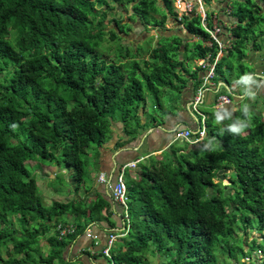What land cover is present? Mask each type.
I'll return each mask as SVG.
<instances>
[{"label": "trees", "instance_id": "obj_1", "mask_svg": "<svg viewBox=\"0 0 264 264\" xmlns=\"http://www.w3.org/2000/svg\"><path fill=\"white\" fill-rule=\"evenodd\" d=\"M157 1L0 0V264H59L55 259L62 258L67 236H49L53 248L44 253L41 241L49 228H56L69 214L79 220L76 228L81 231L101 218L104 209L111 213L110 201L102 197L46 204L28 160L64 164L78 189L86 180L89 148L110 138L112 119L122 118L128 132L132 128L136 134L143 126L139 110L147 104L146 92L155 106L162 107L164 88L180 90L185 85L182 71L190 72L187 60L209 53L214 60L218 46L213 39L211 46L204 45L211 37L199 13L185 15L181 22L201 39L193 48L174 34L145 49L147 58L140 45L119 44L113 56L99 49L106 39L122 40L121 34L130 30V22L117 18L116 26L106 29L114 3L133 4V17L146 25L163 27L168 14L177 18L174 0H162L163 6ZM212 1L204 0L206 5ZM260 2L264 0H234L235 8L230 6L237 23L228 29L230 43L213 77L228 86L233 80L246 82L256 71L247 49L263 47ZM212 13L207 12L209 25ZM262 110H239L241 118L236 112L233 122L223 120L222 126L209 122L203 139L209 146L178 141L170 157L152 162L139 179L128 178L130 227L111 249L115 264H150L151 249L169 252L171 264H218V244L238 264L236 255L244 256L247 246L251 252L263 249L256 238L245 247L234 242L240 238L236 232L240 216L244 228L255 217L264 231ZM21 133L25 139L12 143ZM198 136L192 133L191 138ZM229 170L236 190L224 195L223 184L215 180ZM241 242L245 244L243 237ZM251 252L245 257H253Z\"/></svg>", "mask_w": 264, "mask_h": 264}, {"label": "crops", "instance_id": "obj_2", "mask_svg": "<svg viewBox=\"0 0 264 264\" xmlns=\"http://www.w3.org/2000/svg\"><path fill=\"white\" fill-rule=\"evenodd\" d=\"M213 1L211 3V11L213 12L211 14V21L213 22L218 18L220 23H223L224 26V39H230L231 36L228 29L237 23V21H235L237 18L232 14V9H228L231 6L230 4L234 3V0ZM260 39H263V47L260 50V55L264 58V36ZM204 45H206V41H204ZM182 51H184V47ZM250 51L251 56H255V58H252L248 55L250 64L257 67V72H261L259 69H261V66L264 67V64L256 60L259 59V56L255 54L257 51L259 52V50L250 49ZM223 53L220 55L221 57ZM206 57L209 58L210 62L212 61L210 53L207 54ZM200 59L201 58L193 59L192 65L189 64L190 60H187L186 65L190 72L185 70L182 71L186 81L185 85L180 90H175L177 95L171 94V98L167 101L162 99V107L154 105V109L159 111L158 113L151 111L147 106H142L140 108L139 116L143 126L137 129L136 134L131 132L132 128H130L128 132L124 120H120V118L112 119L110 138L101 145H98L97 154L95 152L96 155H92L89 150V155L87 156L88 179L82 182L78 189L76 188V183L72 182L70 179V170L68 168H63L62 174H57L54 171L55 167L35 161L38 164L35 173L38 186L41 189L43 183L47 184L44 194L48 195V193L50 194L49 190H54L57 192L58 201L62 202H69L74 199H86L88 202H91L94 199L102 197L111 203L110 214L104 209L101 218L90 221L81 231H78L76 228L78 232L76 231L77 233H74V236L65 237L67 243L63 247L62 258L57 257L55 263L115 264L111 257L103 253V249L111 232L114 231L119 234L125 233L126 235L130 227V206L128 205L127 217L123 207L114 200L112 192L108 187V182L99 180L101 173L105 175L107 181L114 182L123 165L131 161H137L136 166L127 167L125 173L129 174L127 175L130 179H139L146 167L150 166L152 162L154 163L155 160L167 159L172 154V148L178 149V141L182 142L184 138H178L176 136L177 131L192 129V131H194L193 134H196L195 131L198 132L199 126L204 124L207 128L204 137L206 138L208 136L209 122L212 123V115L216 116L217 122L219 120L222 122L223 119L227 118V114L235 116L242 105L244 106L242 107L243 111L248 109L251 105L253 108L256 107L261 109L262 106H260V103L263 104L264 102L262 100L258 101L259 99L257 98V96L261 94L258 91L261 83L257 82V78L251 79L252 82H249L247 79L246 82L240 84L237 83L236 80H233L230 86L220 78H218V80L214 78L206 79L207 70L199 65ZM196 69H198L199 72L198 75L194 77L191 74ZM200 81H202V84L197 86ZM201 87L204 90L203 102L196 110L192 102L194 96ZM260 87L264 89V84L262 83ZM229 91L232 92L233 95L230 94ZM250 92L253 94L251 95L253 96L251 101L249 97ZM221 95H226L231 98V103L225 105L222 109L216 106L218 98ZM257 102L259 104H257ZM224 110H228V112ZM152 115L157 119H153L151 117ZM199 142L204 143L206 146L210 145L209 142H204V140ZM183 151L184 150H178V153ZM53 181H55V183ZM126 183L128 185L127 179ZM78 222L79 220L74 215L68 214L61 218V222H59L58 225L72 223L77 227ZM126 226L128 229H126ZM57 227L49 228L46 234L43 235L41 249L44 253L52 250L53 247L47 242V238L53 234L57 235ZM50 229H53V233L50 232ZM125 235L120 236L116 240L115 246L121 242V238ZM158 257H160V255ZM167 262L168 263H162L161 260L159 261L160 264H171V256Z\"/></svg>", "mask_w": 264, "mask_h": 264}, {"label": "rangeland", "instance_id": "obj_3", "mask_svg": "<svg viewBox=\"0 0 264 264\" xmlns=\"http://www.w3.org/2000/svg\"><path fill=\"white\" fill-rule=\"evenodd\" d=\"M177 2H178V0H174L173 1L174 11L177 12V18H176V16H174L172 14H168L167 21L165 23V26H163V27L154 26L152 24H147L146 25V24L142 23L140 18L133 17V14H134V11H133V8H132L133 4H130V5H127V6H122L119 3H117V4L114 3L113 6L116 7V10L115 11H109V16L108 17L112 20V22L107 23V28L106 29L108 30V29L112 28L113 26H116L115 22L113 21V18H117V19H122V23L130 22V25H131L129 27L130 30L127 33H122L121 34V36L123 37L122 40L110 41L109 39H106L102 43V45L100 46L99 49L102 52L110 53L113 56V51H114V49L117 46H119V44H127L128 46L133 47V48H136L137 46L140 45L142 47V52H141L142 56H144V58H147L148 57V53L146 52L145 49H147L149 46H153L154 47L155 45H157L159 39L162 36H165V35L166 36H171V35H174V34H178V35L182 36L184 39H186L187 41L191 42L190 43L191 44L190 48H193V44L197 43V42H200L201 39H199L198 37H194L191 34H189L187 29H186V27H185V25L183 23H181L182 20L180 19V17L182 18L183 16H182L181 8L178 7ZM157 4L159 6H163L162 0H158ZM232 4L233 3H231L230 5L232 7H234L235 5L234 4L232 5ZM260 5L262 7V11L261 12L263 13L264 12V2H260ZM206 6H207L206 8H207L208 12L211 13V5H206ZM232 7H229L228 9L231 10ZM159 13H160L159 15H161V14H163V11L160 10ZM131 17H133L134 19L131 20ZM223 37H224V33H223ZM182 48H183V46H182ZM182 48H181V51H182ZM250 49L253 50V48H250ZM250 49L249 48L247 49L248 50V55H250V57H252V58H255V56H251ZM191 54H192V49L188 51V55H191ZM255 54H257V56H259V59H256V60L259 63L263 64V60L262 59H264V58H262V56L260 55V50H259V52L257 51V53H255ZM220 57L218 58V61H219ZM110 58H112V57H110ZM214 60H215V58H214ZM218 61H217V63H218ZM192 63H193V59H191L189 61L190 65H192ZM217 63H216V65H217ZM246 63H247V61H246ZM260 68L261 69H259V71L261 70V72L255 71L254 73H252L250 75V77L248 78L249 82H252L251 79L257 78V82H259L261 84L262 83L264 84V69H263L264 67L261 66ZM227 73H228V69H226V74ZM261 84L259 85L258 91H259V93L264 94V89L262 87H260ZM229 93L233 95L232 92L229 91ZM171 94L177 95V93H175V90L170 89V88H164L163 89L162 99L164 101H167L169 98H171ZM249 95H250L249 97H250V101H251V98L253 97L251 95H253V94H251V92H250ZM146 96H147V104H146V106L151 111H153V112L155 111V113L156 112L158 113L159 111L154 109V105H155L154 98L148 92H146ZM254 97H255V95H254ZM257 98L259 99L258 101L262 100L264 102V97L263 96L259 95V96H257ZM257 104H259V103L257 102ZM226 105H228V104H226ZM260 106H262L261 108H263L262 111H263V117H264V103L263 104L260 103ZM242 107H244V106L242 105L241 109H238V110H240V112H243ZM249 108L253 109L252 105ZM220 109H222V108H220ZM228 110H224V111L228 112ZM240 112H237V115L241 118ZM226 117L227 118L223 119V120H226V123L229 124V123L233 122V115L227 114ZM120 120H122V118H120ZM223 120H222V122H223ZM218 122L221 124V126L223 125V123L220 120ZM218 122H217L216 116L212 115V123L213 124L214 123L217 124ZM24 139H25V137L21 133L18 138L16 137V138L12 139V143L20 142V141H23ZM97 149H98V145L97 144H94V145H92L89 148V150L91 151L92 155L95 154V152L97 154ZM26 165H27V167L29 168V170L33 174L36 173V169H37L36 167H38V164L35 162V160H28L26 162ZM60 165L61 166L57 165L56 163H53L51 165V166L55 167L54 171L57 174L58 173L62 174L61 173L62 169L65 168L64 164H60ZM87 173H88V171H87ZM230 173H231V170L227 171V175L225 177V176H223L224 175L223 172H221L220 176L217 177V179L215 180L216 182L219 181L218 183H222L223 184V185H221V190H222V193L224 195H226L227 193L235 192V190H236L235 186L232 184V181L230 179ZM127 174L128 173H125V176H126V179L128 180V175L129 174L128 175ZM85 179L86 180L88 179V175L87 174H86ZM53 182L55 183V181H53ZM46 186H47V184L43 183L42 186H41V191H42V193L44 195L43 196L44 202L49 205L54 200H58L57 199L58 195H57V192L54 191V190H49L50 194L48 193V195L44 194V191L46 190ZM225 186H228V188H225ZM244 221L245 220L242 219V216H240V218L238 220V224L236 225V232H238V235H239L240 238L236 239L235 241L233 239H231L230 242L233 243L232 241H234L236 243V245H240L241 244L243 247H245V245H251L252 239L256 238V239H258L257 243L261 244L263 246V249L261 247H257L254 252L253 251L251 252L250 248L247 246L245 248V250H244L246 252L245 255H247V253L249 254V252H251L253 257L248 258V257H245V255L243 256V253H237L236 260L238 261V264H258V262L263 260V264H264V231H261L258 228V226H259L258 218L252 217V224H250L249 227H247V228H244V223H245ZM52 231H53V229H50L51 233H53ZM242 237L244 238L245 244L241 242ZM218 245H217V249L215 250L216 254L218 255V260H219L218 264H234L233 261H232L233 259L229 257V254H227V252H223L224 246H222V244L219 245V246ZM226 246L228 247V245H225V247ZM226 249H228V248H226ZM159 255H160V257H158ZM148 258H149L150 264H160L159 263L160 260L162 261V263H168L167 260H169V258H170V253L169 252L165 253L164 251H162V252H156L155 251L154 252L153 249H151L148 252ZM255 260L257 261L256 263L254 262Z\"/></svg>", "mask_w": 264, "mask_h": 264}, {"label": "built area", "instance_id": "obj_4", "mask_svg": "<svg viewBox=\"0 0 264 264\" xmlns=\"http://www.w3.org/2000/svg\"><path fill=\"white\" fill-rule=\"evenodd\" d=\"M178 7L181 8L182 16L185 15H192L195 13H199L201 15V21L202 25L205 28V30L209 33L211 40L206 41V45L211 46L212 45V39L217 43L218 46V52L215 57V60L212 62L209 61L208 57H202L199 60V65L202 66L203 69L207 70V76L206 79H211L215 75V68L216 63L218 61V58L220 55L225 51L227 46L230 43V39H224L223 33H224V26L222 23H220V20L217 18L215 21L212 22L211 25H209L207 20V6L204 0H178L177 2ZM183 17L180 19L182 20ZM203 88L201 87L197 94L193 98V107L197 110L199 105L203 102ZM231 103V98L226 95H221L218 98L217 107L222 108L224 105ZM206 125L200 126V129L198 130L199 136L192 140L191 135L194 133L192 129H185L177 131V137L178 138H184L187 141L190 142H199L201 141L205 135H206ZM137 161H131L127 164L123 165L117 175V178L114 182L107 181L106 177L103 173L100 174L99 180L108 182V187L110 188L112 192V196L114 200L120 204V206L123 207V210L126 213V216L128 217V205H129V194H128V185L126 183V177H125V170L127 167H135ZM129 227V223H128ZM126 226V229H128ZM58 230V237L62 238L65 236H68L70 234H74L76 232V226L72 223L69 224H60L57 227ZM90 231V230H89ZM125 235V233H117V232H111L108 236L106 245L103 249V253L106 256L111 257V249L115 245L116 240L120 237ZM261 257V256H260Z\"/></svg>", "mask_w": 264, "mask_h": 264}, {"label": "water", "instance_id": "obj_5", "mask_svg": "<svg viewBox=\"0 0 264 264\" xmlns=\"http://www.w3.org/2000/svg\"><path fill=\"white\" fill-rule=\"evenodd\" d=\"M227 4V3H226ZM235 21H237L236 19H235ZM199 129H200V126H199ZM196 133H197V131H195ZM225 184V183H224Z\"/></svg>", "mask_w": 264, "mask_h": 264}]
</instances>
